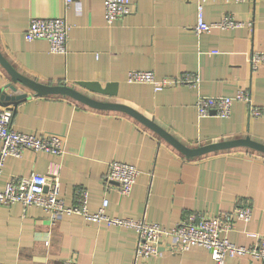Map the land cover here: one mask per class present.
<instances>
[{
	"label": "crops",
	"instance_id": "crops-1",
	"mask_svg": "<svg viewBox=\"0 0 264 264\" xmlns=\"http://www.w3.org/2000/svg\"><path fill=\"white\" fill-rule=\"evenodd\" d=\"M232 14L243 26L194 33L196 0H132L130 13L111 23L103 17V0H0V52L16 71L38 82L65 83L96 99L126 104L152 118L185 145L249 136L264 143V56L253 69L250 55L264 53V0H203L208 22ZM64 16L69 24L64 54L50 52L46 39L26 40L32 17ZM249 25H248V24ZM130 69L151 70L157 78L198 72L197 87L185 83L155 91L148 83H129ZM9 75L0 65V86ZM78 81L117 82L116 96L90 92ZM26 92L12 111V128L33 134H61V154L24 150L6 156L0 188L12 178L40 172L57 175L59 196L76 203L86 190L87 209L96 212L107 198L109 216L143 218L170 226L187 212L216 215L230 211L237 200L252 206L247 223L236 221L227 233L247 244L246 231L264 236V153L233 147L186 158L156 132L129 114L99 109L60 95ZM248 91L252 105L233 101L230 114L199 116L198 94L220 96ZM3 106H0L2 108ZM133 164L139 174L128 195L107 183L108 162ZM137 233L132 228L91 222L81 214L49 218L39 206L0 204V264H215L207 249L191 246L181 252L134 258ZM224 264H264L248 256L226 257Z\"/></svg>",
	"mask_w": 264,
	"mask_h": 264
},
{
	"label": "built area",
	"instance_id": "built-area-1",
	"mask_svg": "<svg viewBox=\"0 0 264 264\" xmlns=\"http://www.w3.org/2000/svg\"><path fill=\"white\" fill-rule=\"evenodd\" d=\"M67 5L72 0H64ZM225 2H244L249 0H222ZM132 10V0H103V17L111 23ZM248 24V23H247ZM244 22L236 20L229 13L223 14L217 21L208 22L203 16V0H196V23L194 33L209 32L212 28L228 29L243 26ZM249 25V24H248ZM69 24L64 16L32 17L24 31L26 40L37 38L46 39L50 52L64 54ZM264 53L253 52L250 64L255 69L263 60ZM129 83H148L155 91L167 86L185 83L197 87L200 75L196 72H184L178 76L157 78L151 70L130 69L126 72ZM233 101H242L248 105L249 115L258 117L261 114L259 106L252 105L247 90L238 88L232 94L206 96L198 94L195 101L196 112L199 116L210 114L227 117ZM12 111L0 108V172L6 156L18 157L26 150L44 151L49 154H61L65 148V140L61 134L43 132L33 134L18 131L11 126ZM139 174L133 165L119 160L108 162L105 175L106 182L115 183L118 193L128 195ZM60 180L57 175L48 176L40 172H31L27 176L12 178L0 188V204L20 203L39 206L49 218L61 214H81L91 222H103L107 226L116 225L132 228L137 233L134 258H148L161 253V247L181 252L191 246H201L208 250L215 264H224L226 257L246 255L250 259L264 262V236L256 231H246L250 238L247 244H236L229 240L227 233L234 227L236 221L249 222L252 206L247 200H237L230 211L216 215L202 212H187L174 224L163 226L157 222L146 221L143 218L109 216L105 213L107 198H103L96 212H89L86 206L88 193L78 192L76 203L66 205L59 196ZM61 264H78L68 258Z\"/></svg>",
	"mask_w": 264,
	"mask_h": 264
},
{
	"label": "water",
	"instance_id": "water-1",
	"mask_svg": "<svg viewBox=\"0 0 264 264\" xmlns=\"http://www.w3.org/2000/svg\"><path fill=\"white\" fill-rule=\"evenodd\" d=\"M0 65L9 75V81L0 86V106L14 111L18 103L26 99V92H17L14 85L19 82L30 88L36 96L60 95L69 97L88 106L99 109H110L125 112L140 123L156 132L165 141L174 146L186 158H195L206 153L228 149L233 147H246L264 153V143L251 139L249 136L237 137L227 140H218L200 145H185L174 138L159 124L135 110L134 108L119 102L105 101L89 96L65 83L48 84L31 79L14 69L10 62L0 52ZM77 84L84 89L104 96H116L117 82L111 81L100 84L98 81H78Z\"/></svg>",
	"mask_w": 264,
	"mask_h": 264
}]
</instances>
